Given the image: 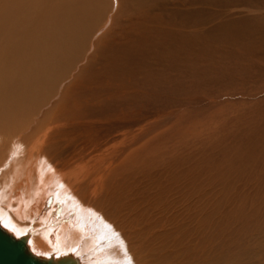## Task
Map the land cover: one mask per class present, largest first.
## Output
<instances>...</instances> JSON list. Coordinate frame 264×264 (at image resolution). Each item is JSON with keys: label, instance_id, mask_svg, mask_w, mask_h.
Instances as JSON below:
<instances>
[{"label": "bare ground", "instance_id": "6f19581e", "mask_svg": "<svg viewBox=\"0 0 264 264\" xmlns=\"http://www.w3.org/2000/svg\"><path fill=\"white\" fill-rule=\"evenodd\" d=\"M106 2L0 0V230L50 264H264L263 244L259 260L243 249L264 231V173L228 128L249 106L244 73L202 63L186 36L172 43L176 15L194 35L204 20L210 29L213 0L147 4L120 23L124 5ZM140 46L173 53L176 77L136 91L127 74L105 76ZM175 78L207 91L176 97Z\"/></svg>", "mask_w": 264, "mask_h": 264}, {"label": "rangeland", "instance_id": "374dc122", "mask_svg": "<svg viewBox=\"0 0 264 264\" xmlns=\"http://www.w3.org/2000/svg\"><path fill=\"white\" fill-rule=\"evenodd\" d=\"M168 2L169 0H120L119 6L124 5L125 7L124 6H123L124 8L122 7V11L118 15L119 18H117L118 20L117 19L116 20L119 21L120 23L121 20L123 18L124 19L127 18L126 16H129L131 11L134 9H136L134 11V14H136L137 10L144 9V7L146 10H149L150 7H153L151 9L154 10L155 6L156 8L163 7L168 5ZM211 3L212 4L210 9L212 10V13L210 20L212 22L211 23L212 26L210 27V29L209 30L206 29L207 23L204 20L203 23L200 22V24H197L196 34L194 35L193 32L191 33L189 31L190 29L188 27L190 23H192L193 21L189 20L187 22L183 16L176 15L177 20L175 24L177 26L174 24V26H172V30H174L176 35L179 36L176 37L177 40H173L172 43H174L175 46L180 38L182 39V37L186 36L187 42L191 43L196 57H199L202 63L205 61H207V63L208 62L214 63V67L216 69L220 66L219 68H223L222 70L224 72L223 75H228L227 68H228V62L230 61L232 62V66L236 68L235 73H241V71H243L245 77H239L238 81H240L243 78L246 80V82L240 84L239 86V89L243 90L240 91V95H241L240 97L241 98L243 97V99H247L249 97V99H247V104L249 106H246L243 109L240 116L238 117V121L234 120V123L238 125H235L232 121L229 124L228 128L233 129L232 131H235V132H230V137L235 142L242 143V148L244 152H246L251 157V161H252L251 164L253 166V169L255 170L261 169L262 173H264V60H263L264 59V0H257V2L256 0L254 1L213 0V2ZM101 4L105 5L104 1H102ZM106 4H109V9H110L111 7L110 0H107ZM147 4L150 5L147 6L149 7V9L146 8ZM161 4H163V6H161ZM205 6L206 5H204L203 7ZM107 7L108 5H106V8ZM109 9L107 8V11H109ZM205 11H201L199 13L202 14ZM160 12L162 13V11ZM160 12L158 14H161ZM183 14L188 15L186 11H184ZM228 17H230L231 19L228 20ZM169 18L172 19V17ZM252 19L254 20L252 21ZM158 28L159 26L158 27L155 26L153 27V29L149 30L148 36L151 38L152 36L159 33L161 30H158L157 32ZM229 28L231 29V31H228ZM203 30H207V33L204 32ZM210 30H212L211 33ZM187 33L190 36H188ZM198 41H200V44H198L197 47L194 46V43H197ZM142 47L140 49L137 48L138 51L136 49L133 51V55H136L137 57L142 56V58L129 64V67L126 65L124 68V66H121L122 61H117V60H114L112 64L109 66H102V71L105 73V76L111 79L112 77L116 78L117 75L127 74L133 77L134 80L141 81L140 83L133 82L134 90L136 91L140 90L141 88L140 86L143 83L147 84L148 85L147 88H148L149 85H151V83L157 77L158 78L165 76L170 77V75L172 77H176V75L178 74V70L172 69V67L177 65L178 60L173 53L168 54L167 53L168 51L164 52L163 48L161 49L162 53L160 49H156V51L154 49V52H156V54L152 56L151 52H147V53L144 52L143 54ZM82 49L87 50L89 48H82ZM189 50L186 52L189 53L193 51V50L192 51ZM146 54H149L150 56H146ZM170 54H173V56H171ZM249 55H251L252 57H250ZM190 56L191 55H186V59L190 58ZM189 64L190 63L183 64L179 69V71L185 69L189 70V66H192V63L190 65ZM115 65L116 66L119 65L121 66V68L119 70H116ZM194 70L195 71L199 70L198 65L194 67ZM184 82L183 79L180 78L179 79L175 78L173 80V85L174 84L179 85V90L174 92L176 97L192 96L196 93L199 94L203 91H207V88L190 87L189 84H185ZM188 82H191L190 77L188 78ZM231 83H237V80ZM228 85H230V83H228ZM141 90L144 91V88H141ZM236 91L237 89L235 90V92ZM226 94L227 95L225 99L228 98V91L226 92ZM234 95H235L234 99H238L236 93H233L231 98H233ZM226 101H227L226 103L223 104L220 103L219 104L220 108H217L214 112V113L217 112L216 121L220 125L226 122L228 124L229 121L228 118L229 119L232 118V117H228L227 116L228 111H225L230 105L228 103V99ZM255 101L261 103L262 105L258 107H250V105L254 104ZM240 110L241 108H233V112L235 114H238ZM248 111H251L252 113H256V117L258 119L257 123L247 120L246 113H248ZM223 132L227 133L229 136V131L226 128H224ZM229 140L230 139H228V141ZM223 145H225V148L228 151V143ZM246 170L254 180L255 178L252 174L251 169L246 168ZM263 233L260 234L258 232H255L251 242L249 244H246L245 247L243 248V249L252 248L253 250H255V252L257 253L256 257H258L256 258V260L261 259L262 254H258V253L262 248L264 249ZM260 237L262 238V241L260 240L261 244H259ZM262 253L264 254V250H262Z\"/></svg>", "mask_w": 264, "mask_h": 264}, {"label": "water", "instance_id": "95a60500", "mask_svg": "<svg viewBox=\"0 0 264 264\" xmlns=\"http://www.w3.org/2000/svg\"><path fill=\"white\" fill-rule=\"evenodd\" d=\"M0 264H50L38 261L24 252L20 240H12L0 230Z\"/></svg>", "mask_w": 264, "mask_h": 264}]
</instances>
